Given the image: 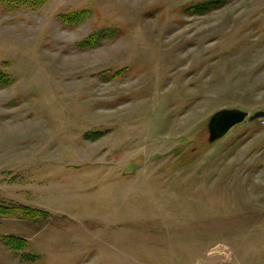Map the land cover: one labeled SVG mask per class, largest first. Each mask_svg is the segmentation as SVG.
Instances as JSON below:
<instances>
[{"label":"rangeland","instance_id":"obj_1","mask_svg":"<svg viewBox=\"0 0 264 264\" xmlns=\"http://www.w3.org/2000/svg\"><path fill=\"white\" fill-rule=\"evenodd\" d=\"M221 109L264 111V0H0V205L44 213L0 264H264V119Z\"/></svg>","mask_w":264,"mask_h":264},{"label":"water","instance_id":"obj_2","mask_svg":"<svg viewBox=\"0 0 264 264\" xmlns=\"http://www.w3.org/2000/svg\"><path fill=\"white\" fill-rule=\"evenodd\" d=\"M248 118L250 121L256 119H264V111L259 110L248 116V113L241 109H221L215 112L209 119L208 141L213 142L222 138L234 126L241 124Z\"/></svg>","mask_w":264,"mask_h":264},{"label":"trees","instance_id":"obj_3","mask_svg":"<svg viewBox=\"0 0 264 264\" xmlns=\"http://www.w3.org/2000/svg\"><path fill=\"white\" fill-rule=\"evenodd\" d=\"M8 1L12 2L14 0H8ZM20 213L23 214V216L25 218L26 217L27 218L28 217H37L36 215L40 214V213H41L40 215H44L43 211H39L36 209H29L26 206H23L20 209H15L14 207L0 205V216L7 217V216H11V215H17ZM6 239H7L6 244L15 250H22L26 245V242L23 239L20 240L19 238H15V237H7ZM27 257H29V259H27ZM27 257L23 256V254L21 256V258L25 261H28L31 259L35 260V258L32 255H28Z\"/></svg>","mask_w":264,"mask_h":264},{"label":"bare ground","instance_id":"obj_4","mask_svg":"<svg viewBox=\"0 0 264 264\" xmlns=\"http://www.w3.org/2000/svg\"><path fill=\"white\" fill-rule=\"evenodd\" d=\"M228 133V132H227ZM225 136V135H224Z\"/></svg>","mask_w":264,"mask_h":264}]
</instances>
